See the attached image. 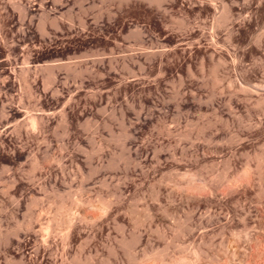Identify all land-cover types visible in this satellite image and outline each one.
I'll return each mask as SVG.
<instances>
[{
	"label": "rangeland",
	"instance_id": "374dc122",
	"mask_svg": "<svg viewBox=\"0 0 264 264\" xmlns=\"http://www.w3.org/2000/svg\"><path fill=\"white\" fill-rule=\"evenodd\" d=\"M263 150L264 0H0V264H130V251L171 264L206 234L243 251L221 229H262L257 184L207 210L175 182ZM99 192L121 200L94 217Z\"/></svg>",
	"mask_w": 264,
	"mask_h": 264
},
{
	"label": "bare ground",
	"instance_id": "6f19581e",
	"mask_svg": "<svg viewBox=\"0 0 264 264\" xmlns=\"http://www.w3.org/2000/svg\"><path fill=\"white\" fill-rule=\"evenodd\" d=\"M26 124H28L32 130H35V129L40 128L42 126V124H44V122H42V118H37V119H32L31 121H28L27 123H25V125ZM33 132H36V131H33ZM248 156H249V159H248L246 165L242 169L234 168V170L231 171V169H230L231 168V165H230L231 159H229V160L227 159L225 162V165L223 166L222 169H216L211 177H207V178L202 177L203 179H201V181H198L197 178L194 177V173H191V171L187 170L183 173L180 172L182 178L179 180H176L175 186L177 188H179L181 191H183V196L186 198V200L191 201L193 204L198 205V206L203 205L204 208L212 206V204L216 201V196H217L216 193H219L221 191H223L225 193V195H226V193L227 194H234V193H237L239 191L241 193L245 192V194H246V193L250 192L253 189V187L257 184V191H258L260 196H263L264 195V150L261 152H256L253 156L252 155H248ZM252 161H255V165L252 164ZM95 170L97 171V169H95ZM162 177L159 180L160 182L164 181L163 178L166 179L165 177H163V178ZM104 182H105V180L103 181V184H104V186H106L107 184H106V182L105 183ZM83 183H81L79 185V187L76 191H74L75 188L73 189V188H71L72 186L69 185L70 190L68 192V195L73 196L78 192L80 194H82L81 192L85 191L84 188L86 186ZM174 189H176V188H174ZM57 192H58V190H57ZM157 193H160V191H158V189L154 187L152 190V195H153V197H156L155 198L156 200H157V197L159 195ZM215 194H216V196H215ZM58 196H59V199L57 200L56 205H57V208L61 210V208L63 207L64 195L62 193H58ZM118 199L121 200L119 194L114 193V192L112 194H108V195H104L102 192L97 193L96 198H95V202L97 201V202L101 203V206H100L101 208H100V211L98 214H94L95 215L94 217H98V216L101 217L104 213L106 214L108 209H110L109 207L113 204L114 201L116 203L117 202L119 203ZM238 199H236L235 201L239 202ZM83 200H84V198L82 199V202H83ZM80 201H81V199H80ZM92 201H90V202H92ZM77 202H79V201H77ZM84 202H85V200H84ZM90 202L86 201L87 204L88 203L90 204ZM81 204L82 203H80V205ZM63 208H62V210H63ZM146 208L147 209L143 210V211H146L147 217L151 219L153 217L152 213H151V209L148 206H146ZM127 209L129 211H131L132 214L134 215V212H135V206L134 205H132V204L129 205V207H127ZM71 210H69V211H71ZM193 210L194 209H192V208L189 209L188 211L185 212V216L183 218L177 219V221L175 220L176 221L175 230L177 232L183 233V234L186 232H189V231L191 232L193 227L190 224V219L192 218L191 216L193 215L192 214ZM207 210H208V208H207ZM57 212H59V210ZM81 212L83 213V215H82L83 217L80 215L82 217V220L88 219V217L90 216L89 215L90 212L88 213V211L85 210V207H84V209L81 210ZM71 214H70V217H71ZM72 216H74V215H72ZM64 217H66V215ZM70 217L68 216L66 220L63 219V221H65V225L68 226L66 228H69V227L71 228L72 222L74 220L73 218H70ZM209 217L212 218V216H209ZM139 218L137 216L135 218H133L132 222L134 223V225H133L134 228H137L140 225V223H142L141 220L143 218L142 219L140 218V220H139ZM261 218H260L259 222H257L258 223L257 226H261V228H262V229H260V227H259L258 228L259 230H256L253 228V230L249 231L250 229L247 230V228H248L247 225H244V227H242V229L240 227H239L240 228L239 229L236 227H231L230 225L229 226L228 225H224V226L222 225L221 230L226 234L229 233V236L227 238L228 242H235V241L238 242L239 240L241 241V239H242V241H243V239H245L246 243L244 244V246L242 248L243 251L240 250V251L236 252L235 248H234L235 249V251H234V250H232V247L230 249L229 246H228L229 248L226 247L225 250L224 249L220 250L221 247L218 250H216L215 247L214 248L212 247L213 244L211 245V241L206 237V235H207L206 234L205 236H202L200 238V242H198L194 245L193 250L190 254L187 253V255L178 256L177 258L172 260L171 264H264V227H262V226H264V219H263V217H261ZM51 220H53V219H51ZM146 220H147V218H146ZM55 221H56V219H54V222ZM45 229H46L45 231L47 234H50L52 232L50 229V224ZM56 231H58V230H56ZM69 231L64 235L67 240H68V238H69L68 236L70 234ZM137 239H138L137 233L134 229V231L132 233V237L129 240L126 239L125 237H123V239L120 241V243L122 245H125L128 243L132 246L134 243H136ZM221 245H223V244H221ZM224 245H226V244H224ZM222 248H224V247H222ZM239 252H241V253H239ZM163 255L164 254H162L161 252H158V251L145 252V253H143V256L141 258H139V257H136L134 255V253L133 252L131 253V251H130V255H129L130 258L129 259H130V264H161L163 261H165L164 260L165 257Z\"/></svg>",
	"mask_w": 264,
	"mask_h": 264
}]
</instances>
